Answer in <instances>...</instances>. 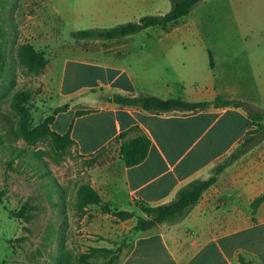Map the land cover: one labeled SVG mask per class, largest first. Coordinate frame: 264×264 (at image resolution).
I'll use <instances>...</instances> for the list:
<instances>
[{"label":"crops","instance_id":"obj_1","mask_svg":"<svg viewBox=\"0 0 264 264\" xmlns=\"http://www.w3.org/2000/svg\"><path fill=\"white\" fill-rule=\"evenodd\" d=\"M54 3L67 21L88 23L74 30L112 27L170 9L169 0ZM167 27L100 40L114 45L99 55L61 56L54 66L56 107L67 108L54 115L51 130L69 133L84 159L105 148L87 168L90 183L103 203L136 215L143 213L134 203H166L189 181L207 178L255 126L240 107L157 113L118 104L114 94L186 102L222 97L264 109V0H201ZM123 132V140L138 134L150 140L146 157L135 165L126 166L119 156L122 140L115 138ZM261 195L264 139L225 167L180 222L132 234L135 217L119 221L99 210L93 227L106 231L113 220L114 232L131 235L118 264H240L238 255L264 264V199L251 208Z\"/></svg>","mask_w":264,"mask_h":264},{"label":"rangeland","instance_id":"obj_2","mask_svg":"<svg viewBox=\"0 0 264 264\" xmlns=\"http://www.w3.org/2000/svg\"><path fill=\"white\" fill-rule=\"evenodd\" d=\"M87 24L83 19L67 21L54 0H0V45L6 60L0 78V127L13 131L16 126L17 116L10 106L16 90L30 92L34 125L52 115L57 104L54 66L61 56L99 55L114 45L70 37V31ZM21 42L44 52L48 62L41 73L29 72L15 60V47ZM12 142L24 153L9 167V151L0 149V264H78L77 256L90 247L121 246V254L130 234L114 232L113 220L108 221L106 231L94 228L101 211L96 206L87 207L83 215L75 209L77 184L90 181L84 159L72 148L55 152L48 139L28 143L15 138ZM25 202L32 206L28 218L13 217L12 211ZM107 259L95 255L89 260L102 264Z\"/></svg>","mask_w":264,"mask_h":264},{"label":"trees","instance_id":"obj_3","mask_svg":"<svg viewBox=\"0 0 264 264\" xmlns=\"http://www.w3.org/2000/svg\"><path fill=\"white\" fill-rule=\"evenodd\" d=\"M170 9L163 14H148L141 16L137 21L120 23L112 27L85 28L70 31V37L75 40H114L120 39L146 28H166L178 19L187 15L201 0H169ZM15 60L18 61L27 71L41 73L45 68L48 60L42 50L37 49L30 42H21L15 47ZM6 65L5 53L0 45V78L4 76ZM31 94L28 90H16L10 97V106L17 116L16 126L3 129L0 127V149L9 151L10 157L7 159V165L12 166L15 158H21L24 150L14 146L12 141L15 138H21L28 143L36 140L48 139L55 152L63 153L68 148L74 149V141L69 133L60 135L51 130L50 124L54 115L58 111H63L67 105L57 106L52 115L46 117L43 121L33 124L29 113V102ZM114 102L121 105L135 106L143 110L157 113L170 112L173 110L194 111L208 106H234L242 108L251 119L255 126L249 130L240 142L224 157L218 160L211 168L210 175L207 178H196L182 186L174 198L166 203L158 205H147L145 203H134V205L143 213L136 215L130 210H122L113 207L110 203H103L97 191L92 187L90 181L77 184L75 190V209L79 215H83L90 205L99 206L102 212L112 215L116 220L122 221L131 217L136 218L135 225L132 228V234L145 233L156 228L161 224H176L183 220L190 210L198 203L204 191L216 182L218 175L222 170L235 162L240 156L250 150L264 139V109L248 101L238 99H227L216 97L211 101L186 102L181 98H161L155 95H113ZM125 132L120 133L115 142H119V156L126 166L135 165L141 162L148 152L150 140L144 134H138L132 139L123 140ZM106 149L98 151L97 155L84 159L78 153L79 157L89 168L92 166L97 157ZM264 199V195L256 197L251 202L253 211ZM32 206L29 202L22 204L19 209L12 211V216L16 218H28V210ZM124 241H122L123 243ZM121 246L116 248L108 247H90L88 251L80 253L77 256L78 264H91L90 258L95 255H103L108 259L102 264H118L120 258ZM61 261V260H60ZM240 264H251V260L242 255H238Z\"/></svg>","mask_w":264,"mask_h":264}]
</instances>
